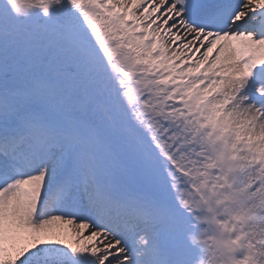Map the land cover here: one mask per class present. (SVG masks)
Here are the masks:
<instances>
[{
    "label": "snow or ice",
    "instance_id": "6c2138e0",
    "mask_svg": "<svg viewBox=\"0 0 264 264\" xmlns=\"http://www.w3.org/2000/svg\"><path fill=\"white\" fill-rule=\"evenodd\" d=\"M0 264H264V0H0Z\"/></svg>",
    "mask_w": 264,
    "mask_h": 264
}]
</instances>
